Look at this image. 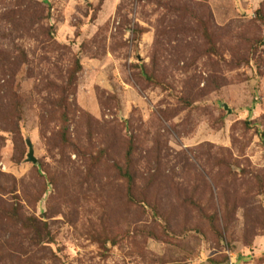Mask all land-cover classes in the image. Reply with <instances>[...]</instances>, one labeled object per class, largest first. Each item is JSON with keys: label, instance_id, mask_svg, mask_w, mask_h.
Wrapping results in <instances>:
<instances>
[{"label": "rangeland", "instance_id": "obj_1", "mask_svg": "<svg viewBox=\"0 0 264 264\" xmlns=\"http://www.w3.org/2000/svg\"><path fill=\"white\" fill-rule=\"evenodd\" d=\"M0 264H264V0H0Z\"/></svg>", "mask_w": 264, "mask_h": 264}, {"label": "water", "instance_id": "obj_2", "mask_svg": "<svg viewBox=\"0 0 264 264\" xmlns=\"http://www.w3.org/2000/svg\"><path fill=\"white\" fill-rule=\"evenodd\" d=\"M28 147H29V155H28V161L33 163V164H37V160L34 157V150H33V146L30 142L27 143Z\"/></svg>", "mask_w": 264, "mask_h": 264}, {"label": "trees", "instance_id": "obj_3", "mask_svg": "<svg viewBox=\"0 0 264 264\" xmlns=\"http://www.w3.org/2000/svg\"><path fill=\"white\" fill-rule=\"evenodd\" d=\"M64 130H65V132H66V130H67L66 127L64 128ZM64 135H65V134H64ZM16 213H17V212H16ZM21 225H22V223H21ZM22 226L24 227V225H22Z\"/></svg>", "mask_w": 264, "mask_h": 264}]
</instances>
